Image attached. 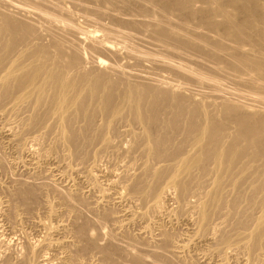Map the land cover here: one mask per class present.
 Instances as JSON below:
<instances>
[{
    "label": "bare ground",
    "instance_id": "6f19581e",
    "mask_svg": "<svg viewBox=\"0 0 264 264\" xmlns=\"http://www.w3.org/2000/svg\"><path fill=\"white\" fill-rule=\"evenodd\" d=\"M99 2L98 8L104 4L110 10L103 15L109 13L115 27L101 24L95 28L103 35L97 36L95 28L85 34L78 26L87 35L88 48L118 58L121 47L138 70L117 65L113 58L103 60L104 54L88 61L78 47L84 38L62 35L76 32L65 18L69 14L48 0H0V119L16 124L4 122L0 135L29 156L31 170L52 163L53 172L67 178L76 172L85 194L92 196L88 201L78 193L76 177L64 192L13 182L5 202L13 208L10 214L19 207L28 213L44 196H54V204H45L50 224L38 221L43 236L28 244V254L35 264H50L43 254L55 248L62 251L55 256L57 264L87 256L96 257L98 264H206L213 257L227 264L229 256L238 261L236 254L243 253L242 264H264V0ZM79 6L80 11L86 8ZM102 36L114 39L115 46ZM138 42L152 49L146 45L150 49L143 51ZM145 61L149 67L142 66ZM23 134L29 140L33 135L28 142L36 148L30 152L18 143ZM48 137L49 145L41 148ZM102 155L123 163L116 165L119 174L104 169L105 188L95 170H83ZM167 198L174 203L169 210ZM124 203H134L138 210L113 212L108 207ZM162 212L170 226L186 224L189 233L176 240L158 222ZM60 216L71 221L69 228ZM137 220L146 231H158L150 251L125 230ZM107 224L111 232L100 245ZM68 245L74 254L63 252ZM198 248L203 263L193 255ZM30 261L3 258L2 264Z\"/></svg>",
    "mask_w": 264,
    "mask_h": 264
},
{
    "label": "rangeland",
    "instance_id": "374dc122",
    "mask_svg": "<svg viewBox=\"0 0 264 264\" xmlns=\"http://www.w3.org/2000/svg\"><path fill=\"white\" fill-rule=\"evenodd\" d=\"M53 1V2H52ZM56 3H55V2ZM60 3H59V2ZM48 0V2H50V3H48L51 7H57L58 9H61V10H65L64 12H66L67 13V17H65L67 20H68V22H70L74 27H77V29L75 28V30H76V34L75 33H73L72 34V32H71V34L70 33H61L64 37H66V39H70V40H72V39H74V37H80V38H86V36L85 35H83V33L86 31V29L89 31H92V30H94V28L95 27H97V26H99V25H104V26H108V27H110L111 25H112V23H114V21H112V20H110L111 18H110V16L108 15L109 13H110V10H107L106 9V6H105V9H103L104 8V4H103V6L101 7L102 9H100V7L98 8V6H96V5H99L100 6V2H99V0H94V5L92 6L91 4H93V0L92 1H90L89 2V0L88 1H84V2H82V1H80V0ZM67 1V2H66ZM68 1L70 2L69 4H68ZM73 2V3H72ZM76 2V3H75ZM85 2H86V4L89 2V4L91 5V7H89V8H87L88 6H90V5H86L85 6ZM61 4V5H59V4ZM97 3H99V4H97ZM66 4H68V5H66ZM71 4V5H70ZM72 4H73V6H72ZM1 5V4H0ZM62 5H64V6H62ZM79 5H83V6H85L86 8L84 9V11H83V8L84 7H82V9H81V11H80V6ZM102 5V4H101ZM78 6H79V8H78ZM77 7V8H76ZM96 7V8H95ZM66 8V9H65ZM69 8V9H68ZM97 8L98 9H100V10H102V11H100V13L102 12V14L101 15H99V13H97V12H99V11H97ZM72 9V10H71ZM86 9H88V11H86L85 12V10ZM93 12H91L90 10ZM96 9V13L98 14V15H96V13H94L95 10ZM75 10V11H74ZM103 10H105V12H109V13H107L106 15H103L105 12L103 11ZM13 11V10H12ZM70 11V12H69ZM9 12L11 13V11L9 10ZM81 12V13H80ZM104 12V13H103ZM76 13L78 14V15H76ZM90 15H89V14ZM94 16H93V15ZM112 14V13H111ZM110 14V15H111ZM103 15V16H102ZM79 16H83V17H79ZM90 16V17H89ZM99 18H97V17ZM100 16V17H99ZM102 16V17H101ZM105 16V17H104ZM107 16L109 17V19L107 18ZM69 17H72V18H70L69 19ZM86 17V18H85ZM88 18V19H87ZM89 18H90V20L92 19V20H94V22L95 23H93L92 21H91V23H90V21H89ZM73 19H74V21H73ZM104 19V20H103ZM96 20H98V21H96ZM110 20V21H109ZM89 21V22H88ZM109 21V22H108ZM99 22V23H98ZM93 23V24H92ZM115 24V23H114ZM85 25H87V26H85ZM90 25V26H89ZM80 28H79V27ZM93 26V27H92ZM83 27V28H82ZM113 27H115V25H113V26H111V28H113ZM83 32H81V31H79V29ZM90 28V29H89ZM93 28V29H92ZM96 30H99V28H95V30L93 31V32H95ZM98 32V33H97ZM100 32L101 33H99V31H96L94 34L95 35H97V36H101V34L103 35V33H102V31L100 30ZM80 33V35H78ZM82 34V35H81ZM85 34H87V31L85 32ZM65 35H67V36H65ZM76 35V36H75ZM74 36V37H73ZM84 36V37H83ZM44 37V36H43ZM70 37V38H69ZM103 38L102 39H105L106 38V40L108 41V39H109V41L108 42H112L113 43V41H114V39H112L111 37H108V39H107V37H104V36H102ZM83 39V40H85L86 41V39ZM100 38V37H99ZM116 38V37H115ZM44 39L46 40V37H44ZM44 40V41H45ZM82 40V43H84V44H82V43H80L79 45L80 46H78L81 50H82V48H83V50L81 51L80 49V51L82 52L81 54L83 55V57H85V58H87L88 59V61L90 60L89 58H91V57H95V56H98L99 55V58L101 57V56H104V55H106V56H104V57H101L103 60H106V58H107V60L110 58H113V59H111V61L112 62H117L116 64L117 65H127V64H129V65H131V68L133 69L134 67H136V66H134L135 64H133L132 65V63H134L135 61L133 60V59H129V57H126V56H124V54H126V52H125V50H122L121 49V47H120V50H118L117 48L120 46H118V47H114V48H116L117 50H118V55H117V57L118 58H116V56H114V57H112L110 54L109 55H107L106 53H102V54H100L101 52H99V54L97 53L96 54V52L94 51V53H92L93 51H92V49H91V47H89L90 49H91V51H90V49L88 48V43H89V41H83ZM88 40V39H87ZM141 42H138V46L139 47H142V48H140L141 50H149L150 48L152 49V46H150L149 44H146L147 46H149L150 48H148V47H144V46H146V45H143V43L142 44H140ZM145 43V42H144ZM86 44V45H85ZM111 45H114L115 46V42L113 43V44H111ZM143 45V46H142ZM84 46V47H83ZM90 46V45H89ZM117 46V45H116ZM113 47V46H112ZM138 47V48H139ZM113 48V49H114ZM145 48H147V49H145ZM116 49H114V51L116 50ZM87 50V51H86ZM116 50V51H117ZM84 51V52H83ZM123 51V52H122ZM88 52V53H87ZM120 52V53H119ZM86 53V54H85ZM92 53V54H91ZM104 54V55H103ZM188 54H189V52H188ZM192 54V53H191ZM190 54V55H191ZM92 55V56H91ZM193 56H194V54H192ZM87 56H89V57H87ZM108 56H110V57H108ZM124 56V57H123ZM195 56H200V55H195ZM194 56V57H195ZM106 57V58H105ZM126 57V58H125ZM201 57V56H200ZM118 59V60H117ZM121 59V60H120ZM124 59V60H123ZM123 62V63H122ZM148 63L149 62H146L145 61V63L143 62L142 63V66H143V64H144V66H146V67H149L150 66V63H149V65H148ZM123 65V66H124ZM132 66H134V67H132ZM143 66V67H144ZM135 69H139V67H136V68H134V70ZM205 89V90H204ZM194 90H196V89H194ZM202 90H204V91H207V89L206 88H203ZM203 91V92H204ZM7 120H9L10 121V124H8L9 122L7 121ZM6 121L8 122V123H6ZM11 121H13V119L11 120V119H6L5 121H1V119H0V125H2L1 127H3V126H5V125H9L10 127H12V125H13V127H15L16 126V124H12V123H14V122H12L11 123ZM4 122L6 123L5 125H4ZM15 125V126H14ZM9 126H7V127H9ZM1 129V128H0ZM27 135V134H26ZM26 135H24L23 134V136L21 135V137H20V141L18 142V143H20V144H24V147H25V149L28 151V152H30L31 150H29V149H35L36 147H33V146H31V144L28 142V141H30L31 139H32V136L31 137H29L30 138V140L27 138L28 136H29V134L26 136ZM0 264H2L3 263V258L5 259V260H7L8 259V261H10V262H15V261H18V259H20V260H22L23 258H25L26 260H28L29 259V261H30V257H31V261H30V263H34L35 264V259H34V257L32 256V255H30V254H28V248H27V246H28V244H30V245H33L32 243H35L36 244V241H37V239L39 238V239H41V236H43V235H41L40 233H42V232H44V230H42V229H40L37 225H38V223L39 222H41L42 223V221H44L43 223H46V222H48V220H46L45 218H46V206H48L50 203H48V201L49 202H51V203H53L52 202V200H54V196H52V195H48L47 197L46 196H44V199H42V201H41V204L40 205H42V206H36V208H33L31 211H29L28 213H27V211L26 210H22V208H14V210L13 211H11V214H10V209L12 210L13 208H8V199H9V196H8V194H7V190L8 189H10L13 185L12 184H14L17 180L18 181H20V182H24V183H28V184H34V185H36L37 184V186L38 185H40V187L42 186L43 188L45 187V188H47V189H49V190H57V191H60V189H61V191H66L65 189H66V186L72 181V179H73V181H74V178H75V182L78 184V182H79V187L78 188H81V190L82 191H78V193L79 192H82V194L84 193V195L87 197V200L88 201H91L92 200V196L91 195H87V194H85V192H84V190H83V188H82V186H84L82 183H80L81 181H80V174H77L76 172H71V173H69V172H67V174L66 175H68V173H69V175L71 176H69L68 175V177H70V178H67L66 176H64V174L62 175V173H55V172H53V168H51V166H53L52 165V163H46V164H44L43 166H45V168L42 166V168H44V169H42L41 168V170L40 169H38V170H36V172H35V170H31V168L29 167V166H27L28 164L27 163H29V161H28V159H29V156L27 155H25V153H23V154H21L20 152H19V150H17V146H16V143L14 144V143H12V146H14V147H12L11 146V143L10 144H8L7 145V143H9V142H7V139H5V138H3V136H1L0 135ZM24 137V138H23ZM23 138V139H22ZM50 138H52V137H48L47 139H46V142L44 141V142H42V144H41V148H43V147H45L46 148V146L47 145H49L48 143L50 142ZM125 138V137H124ZM123 138V140H128V138H125L124 139ZM2 139V140H1ZM4 139V140H3ZM27 139V140H26ZM50 139V140H49ZM22 141V142H21ZM25 142V143H24ZM27 142H28V144H27ZM27 145H28V147H27ZM40 147H38L39 149H40ZM5 148V149H4ZM45 148H43V149H45ZM16 149V150H15ZM37 150V149H36ZM17 151H18V153H17ZM10 152V153H9ZM22 156V157H21ZM23 156H25V157H23ZM62 157V153H61V155H59V158H61ZM113 157V156H112ZM112 157H110V156H107V155H102V156H100V158H98L95 162H92V161H90V162H88V163H86L85 164V168L86 169H83L84 167H80V166H76L77 167V169H78V167H80V169H83V170H89V169H91V171H92V173H93V171H94V174L96 175L95 177H96V179H99V182H98V180H97V182H98V184H99V186H101V187H103V188H105V185H106V180L108 179V177L107 176H105V174H107V171H105V170H112L113 172H116L115 174H119V172L120 171H118L119 170V168L121 167V165L123 164H121V162H120V164H117V163H119L118 162V160L119 159H117L116 160V158L114 159V158H112ZM102 158V159H101ZM112 159H114V160H112ZM27 160V161H26ZM110 160V161H109ZM101 161V162H100ZM116 161V162H115ZM22 162H27L26 164L25 163H23V165H21V163ZM91 162L93 163V167L94 166H96V167H92L91 168V166H92V164H91ZM96 162H97V164H96ZM106 162V163H105ZM111 162V163H110ZM113 162H115V163H113ZM74 163H76V162H74ZM108 163V164H107ZM113 163V164H112ZM25 164V165H24ZM49 166H48V165ZM51 164V165H50ZM90 164V165H89ZM95 164V165H94ZM105 164V165H104ZM107 164V165H106ZM7 165V166H6ZM119 167V165H120V167L118 168L117 166ZM22 166H24L25 168H23ZM48 166V167H47ZM75 166V165H74ZM89 166H90V168H89ZM104 166H106V167H104ZM114 166V167H113ZM29 169H28V168ZM98 167V170H100L101 171V169H103L102 170V172L101 173H99V172H97V170L95 169V168H97ZM113 168V169H110V168ZM115 167H117V168H115ZM23 168V169H22ZM27 168V169H26ZM51 170H50V169ZM88 168V169H87ZM100 168V169H99ZM48 169H49V171H48ZM80 169H78V170H80ZM105 169V170H104ZM115 169H117V170H115ZM27 172H26V171ZM29 170H31L30 172H29ZM121 170V169H120ZM45 171H47V172H45ZM104 171V172H103ZM39 172V173H38ZM45 172V173H44ZM52 172L54 173V175L53 176H51L52 175ZM106 172V173H105ZM41 173V174H40ZM51 175H50V174ZM104 173V174H103ZM33 174V175H32ZM57 174V175H56ZM58 174H60V176L58 175ZM103 174V175H102ZM43 175V176H42ZM56 175V176H55ZM78 177H77V176ZM102 175V176H101ZM30 176V177H29ZM38 176V177H37ZM59 176V177H58ZM63 176V177H62ZM32 177H33V179H32ZM45 177V178H44ZM62 177V178H61ZM106 177H107V179H106ZM26 178V179H25ZM37 178H38V180H37ZM43 178V179H42ZM56 178V179H55ZM64 178V179H63ZM67 178V179H66ZM102 178V179H101ZM24 179V180H23ZM59 179V180H58ZM71 179V181H69ZM79 179V180H78ZM12 180H14V181H12ZM28 180H30V181H28ZM35 182H34V181ZM45 182H44V181ZM105 181V183L103 182V181ZM17 181V182H18ZM26 181V182H25ZM47 181V182H46ZM100 181H101V183H100ZM12 182V183H11ZM14 182V183H13ZM32 182V183H31ZM50 182H53V183H50ZM41 183V184H40ZM44 183V184H43ZM59 183V184H58ZM103 183V184H102ZM43 184V185H42ZM64 184V185H63ZM105 184V185H104ZM56 187V188H55ZM64 189H62V188ZM65 187V188H64ZM6 189V190H5ZM46 189V190H47ZM2 193V194H1ZM6 193V194H5ZM6 195V196H5ZM46 197V198H45ZM50 197H53L52 199H47V198H50ZM47 201V202H45V201ZM44 201V202H43ZM173 200H170V198H167V200H166V202H165V207H166V210H169L168 208H173L174 206V203L172 202ZM5 202H7V203H5ZM44 203V204H43ZM46 203H48V204H46ZM45 204H46V206H45ZM54 204V203H53ZM126 204V205H125ZM129 205H127V203H124L123 204V207H116V206H111V205H109L108 207H111V208H109V209H112L113 210V212H119L121 209H129V210H133V209H136L135 211H137L138 209V207H137V205L135 204L134 205V203H132V206H131V204L130 203H128ZM126 206H127V208H126ZM134 206H136V207H134ZM168 206H170V207H168ZM39 207V208H38ZM45 207V208H44ZM8 208V209H7ZM42 208V209H41ZM20 209V210H19ZM165 210V211H166ZM15 211V212H14ZM33 211V212H32ZM9 212V213H8ZM17 212V213H16ZM25 212V213H24ZM42 214H41V213ZM84 213H85V216L86 217H88L90 220L92 219V216L91 215H89V213L88 212H85V211H83ZM167 213H168V211H166ZM166 212H162L161 213V218L159 217V219H160V221H158L159 223H163L162 225L168 230V231H170V232H172V234L176 237V240L177 239H180L181 237H184L185 235H187L189 232H187V231H189V229L187 228L188 226L185 224H183V223H180V224H178L177 226H170L169 224H168V219H167V217H166V215H167V213ZM165 215H164V214ZM13 214V215H12ZM15 214V215H14ZM88 216H87V215ZM31 216V217H30ZM14 217V218H13ZM20 217V218H19ZM61 217V216H60ZM164 218V219H163ZM61 219H65V223L67 224V227L69 228V224L71 223V221H69L68 220V218L67 217H65V216H62L61 217ZM42 220V221H41ZM45 220H46V222H45ZM39 221V222H38ZM161 221H163V222H161ZM49 223V222H48ZM52 223H54V221H52ZM136 223V224H135ZM137 223H138V225H137ZM50 224V223H49ZM145 224L142 222V221H136V222H134L133 224H130V225H128L127 226V228L125 229L126 230V232H128L130 235H132L133 237H135V238H137L136 239V242L137 241H139V244L140 243H142V244H138V242H137V245L138 246H142V247H146L145 249H148L149 251L150 250H152L153 248H152V246H154V244H155V239L158 237V231L155 229L154 230V228H149L147 231L144 229L145 228V226H144ZM111 225H109V224H107V225H105V226H103V228H102V230H103V233H101V235H103V236H106L105 238H103V236H100V237H102V239L100 238L99 239V244L100 245H103V244H105L106 242H107V240H108V232H111V228H112V226L110 227ZM141 226V227H140ZM172 227V228H170V227ZM174 227V228H173ZM67 228V229H68ZM104 228H106V229H104ZM135 228V229H134ZM176 228V231L174 230ZM187 229V230H186ZM128 230V231H127ZM145 230V231H144ZM153 230V231H152ZM41 231V232H40ZM108 231V232H107ZM156 231V232H155ZM39 232V233H38ZM115 234H117V233H119V231H113ZM142 232V233H141ZM147 232V233H146ZM177 232V233H176ZM184 232V233H183ZM68 233V232H67ZM43 234V233H42ZM146 234V235H145ZM147 234H148V236H147ZM150 234H151V236H150ZM157 234V235H156ZM67 236H69V234H66ZM135 235V236H134ZM180 237V238H178V236ZM145 236V237H144ZM27 237V238H26ZM58 239L60 238V236L58 235V236H56ZM139 237V238H138ZM23 238V239H22ZM53 238L54 239H56L55 238V236H53ZM142 238V239H141ZM38 239V240H39ZM107 239V240H106ZM147 239V240H146ZM34 240H36V241H34ZM69 240V239H68ZM151 240H153L154 241V244H153V241H151ZM22 241V242H21ZM29 241V242H28ZM31 241V242H30ZM143 241H144V243H143ZM151 241V242H150ZM26 244V245H25ZM34 244V245H35ZM120 244L121 245H123V246H125L126 244H124V243H122V242H120ZM153 244V245H152ZM144 245V246H143ZM150 246V247H149ZM3 247V248H2ZM7 248V249H6ZM152 248V249H151ZM24 249V250H23ZM67 249L69 250V252H70V254H74V252H73V250L75 251V248L74 247H70V245H68V246H66V247H64V250H63V252L66 250L67 251ZM72 249V250H71ZM202 249V248H201ZM9 250V251H8ZM197 250V251H196ZM199 250V251H198ZM25 251V252H24ZM46 252L43 254V255H46V259L47 260H50V264H57V261L55 260V256H60V252H62V251H60L59 252V249H51V250H45ZM58 251V252H57ZM194 251H196V252H194ZM202 252V250H200V248H198V249H195V250H193L192 252H193V255H194V253H196L195 254V256H198L196 259L198 260V258H199V260H198V262H202L203 261V259H201L202 258V256L200 255L201 254V252ZM7 252H9V253H7ZM26 252H27V254H28V256L27 255H25L26 254ZM44 252V251H43ZM42 252V253H43ZM68 252V251H67ZM66 252V253H67ZM199 252V253H198ZM230 254H231V251L229 250L228 251ZM16 253V254H15ZM235 253V252H234ZM4 256H3V255ZM11 255L10 257H12V258H10L9 257V255ZM59 254V255H58ZM198 254V255H197ZM8 255V256H7ZM18 255V256H17ZM23 256V258H22V256ZM29 255H30V257H29ZM65 255V254H64ZM239 256H237V254H236V257L237 258H239V260L240 259H244L245 258V256H242V255H244L243 253L241 254V253H239L238 254ZM241 255V256H240ZM17 256V257H16ZM25 256V257H24ZM28 258H27V257ZM185 256V255H184ZM14 257H15V259H14ZM61 257H64V256H62L61 255ZM188 257V256H187ZM233 257V255H231V256H229V259H227V264H237V262H238V264H242L241 263V261H237L234 257ZM242 257V258H241ZM7 258V259H6ZM18 258V259H17ZM88 258V259H87ZM90 258V259H89ZM92 258H94V259H92ZM10 259V260H9ZM81 258H79V260H80ZM96 259V260H95ZM201 259V260H200ZM237 261H235V260ZM15 260V261H14ZM78 259H76V261H77ZM83 260V261H82ZM88 261V262H86V264H88V263H90V264H94V263H92V262H95L96 261V263L95 264H98V261H97V258L96 257H92V256H87L85 259H81V261H77V263H76V261H74V264H79L78 262H80V264H85V262L84 261ZM95 260V261H94ZM215 260V261H214ZM264 260V259H263ZM54 261H56V262H54ZM216 261H218L217 263H216ZM174 262H175V260H174ZM172 262L173 264H177L178 262ZM210 262V263H209ZM203 263V262H202ZM219 263V258H217V257H213V259L211 258V259H209L208 260V263H206V264H218ZM264 263V262H263Z\"/></svg>",
    "mask_w": 264,
    "mask_h": 264
}]
</instances>
